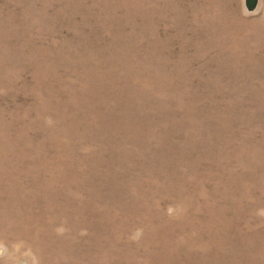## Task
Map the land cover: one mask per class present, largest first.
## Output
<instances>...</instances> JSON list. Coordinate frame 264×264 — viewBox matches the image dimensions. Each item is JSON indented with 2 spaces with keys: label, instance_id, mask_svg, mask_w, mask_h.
<instances>
[{
  "label": "rangeland",
  "instance_id": "374dc122",
  "mask_svg": "<svg viewBox=\"0 0 264 264\" xmlns=\"http://www.w3.org/2000/svg\"><path fill=\"white\" fill-rule=\"evenodd\" d=\"M0 264H264V0H0Z\"/></svg>",
  "mask_w": 264,
  "mask_h": 264
}]
</instances>
